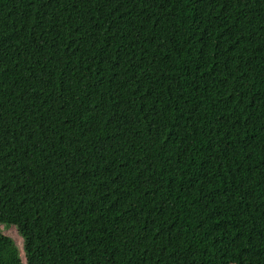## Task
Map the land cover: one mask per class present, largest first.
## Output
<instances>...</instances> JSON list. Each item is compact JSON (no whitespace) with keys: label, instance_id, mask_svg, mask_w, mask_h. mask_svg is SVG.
<instances>
[{"label":"trees","instance_id":"trees-1","mask_svg":"<svg viewBox=\"0 0 264 264\" xmlns=\"http://www.w3.org/2000/svg\"><path fill=\"white\" fill-rule=\"evenodd\" d=\"M0 264H264V0H0Z\"/></svg>","mask_w":264,"mask_h":264},{"label":"rangeland","instance_id":"rangeland-1","mask_svg":"<svg viewBox=\"0 0 264 264\" xmlns=\"http://www.w3.org/2000/svg\"><path fill=\"white\" fill-rule=\"evenodd\" d=\"M0 233H2L3 235H6L13 241L21 260L25 261L23 239L16 232L15 228L13 226L0 224Z\"/></svg>","mask_w":264,"mask_h":264}]
</instances>
